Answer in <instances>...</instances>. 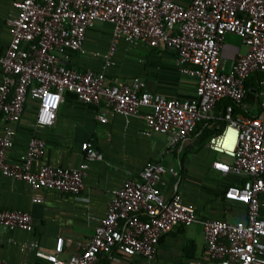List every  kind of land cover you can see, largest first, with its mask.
Returning a JSON list of instances; mask_svg holds the SVG:
<instances>
[{"label": "built area", "instance_id": "2783aa9c", "mask_svg": "<svg viewBox=\"0 0 264 264\" xmlns=\"http://www.w3.org/2000/svg\"><path fill=\"white\" fill-rule=\"evenodd\" d=\"M6 20L9 43L0 56V176L26 183L33 191H56L78 195L94 162L102 159L92 142L81 144L82 160L74 168L40 164L45 142L30 138L20 162L6 159L13 146L15 126L29 100L36 102L35 126H53L63 93L77 101L104 105L123 117L142 116L146 131L166 136L167 148L188 139L197 124L214 119L218 102L241 103L247 94L246 80L259 73L256 116H233L227 107L221 132L210 137L208 149L232 160L212 162L221 174L243 178L241 186H230L224 199L243 205L244 222L199 220L195 207L174 194L167 199L159 186L172 168L149 162L138 173V181L126 180L111 191L104 217L79 254L61 260L63 239L57 238L52 253L37 252L48 264H96L100 254L117 249L127 256L155 261L160 239L176 227L198 224L209 264H264V0H192L183 7L175 0H13ZM95 22L113 26L110 45L101 59L103 68L114 65L121 42L177 53L181 74L195 78L191 100L179 101L146 91L139 77L108 84L103 73L68 67L72 55H85L86 33ZM227 35L240 39L245 52L225 43ZM149 109L142 114V109ZM106 123L104 116H98ZM235 132L226 143V132ZM35 165H38L35 168ZM33 202L41 199L35 197ZM0 227L33 230L31 215L24 211H0ZM0 264H12L0 260ZM190 264H202L195 261Z\"/></svg>", "mask_w": 264, "mask_h": 264}, {"label": "crops", "instance_id": "0c3cea01", "mask_svg": "<svg viewBox=\"0 0 264 264\" xmlns=\"http://www.w3.org/2000/svg\"><path fill=\"white\" fill-rule=\"evenodd\" d=\"M12 1L0 0V56L4 55L10 39L6 20L13 13ZM191 1L175 0L183 7L189 6ZM112 28L111 24L102 22L89 28L84 42L85 55H72L68 67L103 73L108 84L139 77L146 91L170 99L185 101L194 97L197 80L180 73L176 66L177 53L173 50H155L121 42L113 59L114 65L103 68L102 60L90 57V53L107 51ZM1 78L0 70V83ZM148 110L144 108L141 112L144 114ZM35 111L36 102L29 100L21 121L15 126L13 146L6 155L8 162H20L33 136L45 142L40 164L74 168L82 160L81 144L86 141L92 142L102 159L90 165L84 189L75 196L56 191H33L26 183L0 176V211L27 212L33 224L31 232L0 227V260L12 264H48L36 253H52L57 238L63 239L61 260L79 254L91 239L99 219L105 216L111 191L126 180L138 181V173L149 162L175 171L176 175H164L163 185L159 188L167 199L174 194L181 195L185 203L195 207L199 220L230 223L246 220V208L225 200L223 196L228 187L241 186L244 179L232 174L223 175L212 168L213 161L232 163L227 161L230 158L208 149L210 137L224 128L218 123L223 120L218 117L216 108L212 121L198 124L188 139L172 149L167 148L165 135L144 134L146 126L142 116L123 117L104 105L80 103L68 92L63 93L53 126L37 128ZM100 115L106 118V123L98 121ZM35 197L41 202H33ZM260 215L264 218V206ZM195 261L209 264L198 224L176 227L165 234L151 264H190ZM96 264L148 263L139 256H127L113 249L108 254H100Z\"/></svg>", "mask_w": 264, "mask_h": 264}, {"label": "trees", "instance_id": "16d2710c", "mask_svg": "<svg viewBox=\"0 0 264 264\" xmlns=\"http://www.w3.org/2000/svg\"><path fill=\"white\" fill-rule=\"evenodd\" d=\"M260 78L261 75L259 73H255L246 80L245 86L247 94L246 98L241 103H234L228 99H224L218 102L216 105V112L218 117L222 118L224 116L227 107H230L232 109L233 116L237 114H241L243 116H256L259 111L257 93L259 91ZM202 123L207 122H201L199 124ZM218 123L223 128L225 121H220Z\"/></svg>", "mask_w": 264, "mask_h": 264}, {"label": "rangeland", "instance_id": "374dc122", "mask_svg": "<svg viewBox=\"0 0 264 264\" xmlns=\"http://www.w3.org/2000/svg\"><path fill=\"white\" fill-rule=\"evenodd\" d=\"M98 23H99V22H95L94 24L96 25V24H98ZM225 43H226V44H231V45H233V46H237V47H239L241 53H244V52H245V48L241 45V43H240V39L237 38L236 36H233V35H227L226 38H225ZM255 110H256V108H255ZM218 158L220 159L221 157H218ZM227 161H228V162H232L231 159H228ZM194 187H195V186H194ZM194 189H196V188H194ZM194 189H193V190H194Z\"/></svg>", "mask_w": 264, "mask_h": 264}, {"label": "bare ground", "instance_id": "6f19581e", "mask_svg": "<svg viewBox=\"0 0 264 264\" xmlns=\"http://www.w3.org/2000/svg\"><path fill=\"white\" fill-rule=\"evenodd\" d=\"M235 137V132L232 129H228L226 132V143L229 145H231L233 143Z\"/></svg>", "mask_w": 264, "mask_h": 264}]
</instances>
